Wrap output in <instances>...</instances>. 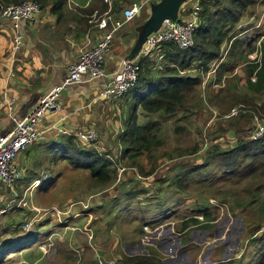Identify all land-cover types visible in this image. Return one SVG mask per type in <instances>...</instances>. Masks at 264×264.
Segmentation results:
<instances>
[{
  "label": "rangeland",
  "instance_id": "obj_1",
  "mask_svg": "<svg viewBox=\"0 0 264 264\" xmlns=\"http://www.w3.org/2000/svg\"><path fill=\"white\" fill-rule=\"evenodd\" d=\"M252 7L253 14L245 12L241 19L242 26L247 30L240 37L243 43L251 36L264 37V34L263 36L261 34L264 32V0H257ZM258 24L259 26H256ZM261 44V50L264 51V38ZM226 48L225 44L223 55ZM260 57L261 55L259 59ZM216 62L219 63V61ZM244 67L242 64L238 65L232 72L235 76L227 77L218 87L212 86L210 81L201 83L188 95L185 108L183 107V110L173 117L151 118L159 120L161 129L157 137L164 144L156 147V150L153 149L154 154L151 158L147 152L138 159L142 165H145V170L150 168V164L154 165L153 174L147 178L141 176L137 168H129L130 160H128L129 163L117 160L118 153L121 151L117 139L110 143V153L116 162L117 184L107 186L94 184L87 171L72 167L66 158L58 159L59 152L53 151L49 155L31 148L28 154L36 164L34 172L42 177L41 172L44 171L50 176L47 179L50 182L54 174L53 170H61V183L51 189V193L41 200V206L44 209L39 211H44L50 218L46 229L35 224L32 229L23 230L19 226V221L24 210H16L14 215L19 214V217L18 222L14 223V226L18 228L15 233H20L21 239L39 230L57 229L59 227L57 223L76 225L65 226L74 230L73 232L94 231L100 240L99 246L94 247V253L99 251L97 256L94 255L96 264L98 259L104 261L115 259V257L119 259L123 255L150 254L154 256L156 254L164 264H201V261L203 264H214L216 260L237 257L243 238L246 236V227L256 226L260 222V215L257 212L258 203L256 201L250 204L249 191L246 189L251 188L253 182L239 181V184H235L238 182L227 177L215 180L213 183L191 182L186 193H175L173 188H167L166 185L183 168L189 169L199 165L203 161L205 151L211 145L223 149L231 146L235 139L232 126H238L239 120L249 119L252 113L264 118V112L257 109L256 103L253 102L259 98V103L264 96L259 97L247 89ZM252 78L256 79L254 73L251 75V80ZM234 107H243L246 111L238 112V115L243 114L238 117L240 119H237L238 115L225 118L224 115ZM142 121L146 120L142 119ZM62 138V135H59L56 141ZM167 153L173 158L166 157L164 154ZM23 156L24 154H20L21 160ZM212 171L218 173L217 168H213ZM133 176L135 180L132 179ZM253 193L264 196V188L258 192L254 190ZM37 194H39L38 190L34 196ZM23 196L27 205L22 206L18 200L19 207L37 209L28 203V200H33L32 193ZM166 203L170 204L167 208L164 207ZM197 207H207L211 211L210 220L205 222L202 212H196ZM71 210H74L73 213H77L76 215L85 213L86 216L83 218H79L80 215L76 216L78 219L73 223L68 220ZM158 215L162 216L159 222L144 223L147 218H156ZM191 217H197L198 222L194 223L188 219L189 225L182 231V220ZM2 221L5 220L2 219ZM96 227L97 230H94ZM1 232H4V229H0ZM94 232H91L90 238L93 237ZM79 235L82 236L81 233ZM55 239L59 242L47 241L48 239L43 242L47 249L43 252L48 258L53 259L51 264H66L67 262L61 261L71 259L72 252L67 250L66 245L64 246V234L55 236ZM114 239L116 246L112 255L116 256L106 257L109 256L108 251L113 248ZM165 259L170 260L165 261ZM84 262L80 259L78 264H84Z\"/></svg>",
  "mask_w": 264,
  "mask_h": 264
},
{
  "label": "crops",
  "instance_id": "obj_2",
  "mask_svg": "<svg viewBox=\"0 0 264 264\" xmlns=\"http://www.w3.org/2000/svg\"><path fill=\"white\" fill-rule=\"evenodd\" d=\"M160 1L162 0H65L56 6L59 0H44L40 12L17 27L11 19L0 17V103L3 98H15V115L24 117L40 98L64 80L68 66L78 59L83 50L92 47L105 31L112 29V22L124 19L123 10L133 2H141L142 6L132 19L125 21L114 31L106 56V71L111 73L117 69L123 58L137 57L144 26L151 17V8ZM190 6L191 0H187V6L180 7L179 19L187 17ZM104 18H107V25L99 28L97 24ZM246 31L241 32L238 37H242ZM15 37L20 39L17 48L14 44ZM213 76L205 73L202 82H211ZM109 80L108 77H101L67 86L58 98L60 110L48 112L42 117L38 126L41 131L38 141L16 156L15 162L21 171L20 180L13 188L6 187L0 181V229H4L0 233V246H3L0 247V264H51L53 259L46 256L40 245L47 239L59 242L55 236L62 234L65 237L64 246L72 252V258L63 259L62 263L78 264L83 259L84 264H96L94 255L97 256L99 251L94 253V247L99 246L100 240L94 231L73 232L71 228L65 227L73 224L57 223V229L39 230L20 239L22 235L15 233L18 228L14 226L19 214L15 216L14 212L24 210L19 221L23 230L27 222L32 223L31 229L35 224L46 229L50 218L44 211H39L44 209L41 200L61 183V170H53L50 182L47 181L50 176L44 171L41 172L42 177L34 172L36 164L28 154L31 148L49 155L53 151L57 152V137L66 135L59 130L65 129L70 132H97L98 142L95 145L101 150L110 147L112 140L122 131L127 109L125 98L109 100L100 94ZM11 126L7 110L0 104V134L8 132ZM20 154H24L22 160ZM36 190L39 194L34 196ZM27 193L33 194V200H28L29 205L38 210L35 211L32 207L23 209L17 205V201L25 199L23 195ZM73 212L71 210L68 217L73 223L78 219L76 216H86L85 213L76 215ZM91 232L94 233L90 238ZM115 246L114 239L113 248L106 257H114L112 251Z\"/></svg>",
  "mask_w": 264,
  "mask_h": 264
},
{
  "label": "trees",
  "instance_id": "obj_3",
  "mask_svg": "<svg viewBox=\"0 0 264 264\" xmlns=\"http://www.w3.org/2000/svg\"><path fill=\"white\" fill-rule=\"evenodd\" d=\"M22 1L0 0V5ZM35 1L39 3L40 8L43 7L44 0ZM62 1L65 0H59L56 6ZM256 2L257 0H200V23L194 31V43L191 47L180 49L171 42H165L152 54L139 59L137 81L123 95L127 109L123 119V129L115 137L121 146L117 159L119 162L125 163L130 160L132 164L130 163L129 168H137L143 177L147 178L153 174L154 165L150 164V168L145 170V165L138 161L147 152L151 158L155 148L164 144L157 137L161 129L159 120L151 118L162 116V119H166L181 112L188 102V95L201 85L203 75L212 66L214 67L215 63H217L215 81L218 86L227 77L235 76L232 72L242 64L245 66L247 89L259 97L264 96V51L261 50V43L260 59L249 58V54L256 50V43L261 37L251 36L245 43L238 38V35L245 30L241 19L245 12L253 14L252 6ZM261 34L263 36L264 32ZM225 44L227 48L223 55ZM253 73L256 78L254 81L251 80ZM258 100L253 102L256 103L257 109L264 112V99L259 103ZM259 113L261 114L260 111ZM241 115L243 114L238 115L237 119H240L238 117ZM252 115L250 120L243 118L238 121V126H232L235 139L231 146L223 149L211 145L205 151L203 161L199 165L189 169L183 168L178 174H174V178L166 185L167 188H173L175 193H186L191 182L213 183L226 177L238 182L235 184H239V181L253 182V186L246 189L249 191L250 204L256 201L258 203L257 212L260 215V222L256 226L246 227V236L243 238L237 257L216 260L214 264H264V196L252 194V191L258 192L264 188V131L259 138H253ZM142 119L146 121L143 122ZM261 119L264 122V118ZM62 137V140L56 143L60 159L66 158L72 167L87 171L94 184L101 186L117 184L116 162L110 153V147L99 150L74 135L66 134ZM168 154L164 155L173 158ZM213 168H217L218 173L211 172ZM132 179L135 180V176ZM169 206V203L164 205L165 208ZM196 212H202L205 222L210 220L211 211L207 207H197ZM161 217L158 215L156 218H147L144 223H157ZM188 219L194 223L198 222L197 217L183 219L182 231L188 227ZM116 263L164 264L156 254L154 256L123 255Z\"/></svg>",
  "mask_w": 264,
  "mask_h": 264
},
{
  "label": "built area",
  "instance_id": "obj_4",
  "mask_svg": "<svg viewBox=\"0 0 264 264\" xmlns=\"http://www.w3.org/2000/svg\"><path fill=\"white\" fill-rule=\"evenodd\" d=\"M105 1L109 2L111 0ZM0 6V17L11 19L15 27L20 23L32 19L33 15L39 13L41 10L39 3L35 0ZM141 6V2H133L124 9V19L122 21L112 22V29L105 31L92 47L83 50L78 59L68 66V73L64 80L60 84L52 87L40 98L24 117L15 115V98H3L0 104L7 110V114L12 122L10 130L4 134H0V181L6 187L13 188L20 180L21 172L15 162V158L20 151L38 141L41 136V131L38 126L42 117L48 112L60 110L58 98L67 86L90 79L108 77L110 80L100 91V94L109 100L119 99L135 85L139 72V59L141 57L152 54L165 42H171L180 49H187L193 45V34L200 23V0H191L189 13L185 19H164L156 31L147 35L145 41L138 50L137 57L121 59L117 69L108 73L105 68V61L110 50L113 33L122 23L132 19L140 10ZM97 25L99 28H105L107 25V18L101 19ZM262 38L263 37L258 39L256 50L249 54L250 59H259V48ZM14 44L16 48L20 45V39L18 37H15ZM206 73L214 75L211 84L217 87L218 84L215 81V66ZM252 79L254 80V78ZM204 83L205 81L202 82V84ZM239 111L245 112L246 110L243 109V107H234L229 113L225 114L224 117L229 118L236 116L239 114ZM253 123L254 129L252 136L257 139L263 134L264 122L258 114H255L253 115ZM59 131L63 134L74 135L81 141L96 147L95 144L98 139V134L95 131L70 132L65 129H60ZM20 202L22 206L27 205V201L23 198L20 199ZM30 226L31 223L27 222L24 225V229L28 230ZM44 248L43 244L40 245V249L44 250ZM44 251H47V249ZM116 262V257L115 259H108L105 261L98 259V264H117Z\"/></svg>",
  "mask_w": 264,
  "mask_h": 264
},
{
  "label": "water",
  "instance_id": "obj_5",
  "mask_svg": "<svg viewBox=\"0 0 264 264\" xmlns=\"http://www.w3.org/2000/svg\"><path fill=\"white\" fill-rule=\"evenodd\" d=\"M185 6H187V0H162L154 5L151 8V17L144 26L142 32V43L145 41L147 35L160 27L164 19L170 18L176 20L180 7ZM169 260L170 259H165V261Z\"/></svg>",
  "mask_w": 264,
  "mask_h": 264
}]
</instances>
